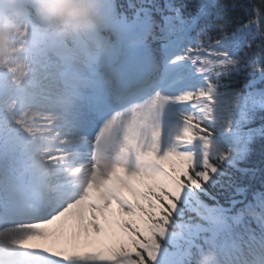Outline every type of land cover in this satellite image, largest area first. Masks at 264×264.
<instances>
[{"label": "snow or ice", "instance_id": "snow-or-ice-1", "mask_svg": "<svg viewBox=\"0 0 264 264\" xmlns=\"http://www.w3.org/2000/svg\"><path fill=\"white\" fill-rule=\"evenodd\" d=\"M128 7L0 43V264H264V191H210L264 140V0Z\"/></svg>", "mask_w": 264, "mask_h": 264}, {"label": "trees", "instance_id": "trees-1", "mask_svg": "<svg viewBox=\"0 0 264 264\" xmlns=\"http://www.w3.org/2000/svg\"><path fill=\"white\" fill-rule=\"evenodd\" d=\"M16 1L23 10L25 4L31 5L34 18L40 15L37 13L38 4L36 0ZM137 2L138 0H114L119 11L127 10L129 13L131 12L128 7L129 4ZM160 2L163 3V0H160ZM227 2L236 6L231 10L230 15L247 19L254 15L253 5L261 4L262 0H227ZM0 25L2 26V21H0ZM260 123L261 121L257 119L252 126H259ZM226 172L227 175L222 178V184L210 189L221 200V203H224L226 198L235 194L236 187L245 188L247 191L244 195L249 200L252 199L254 193L264 191V140H256L247 157L239 162L235 168H227ZM237 198L241 197L237 196ZM252 227L257 228L255 222H252Z\"/></svg>", "mask_w": 264, "mask_h": 264}, {"label": "clouds", "instance_id": "clouds-1", "mask_svg": "<svg viewBox=\"0 0 264 264\" xmlns=\"http://www.w3.org/2000/svg\"><path fill=\"white\" fill-rule=\"evenodd\" d=\"M103 0H36L37 13L47 21V37L65 39L94 27L102 19L99 6ZM198 264H215L214 253L205 252Z\"/></svg>", "mask_w": 264, "mask_h": 264}, {"label": "rangeland", "instance_id": "rangeland-1", "mask_svg": "<svg viewBox=\"0 0 264 264\" xmlns=\"http://www.w3.org/2000/svg\"><path fill=\"white\" fill-rule=\"evenodd\" d=\"M0 21H2V26L0 25V43H5L10 49L17 47L19 41L16 34L24 29L26 23L22 11L20 9H5L0 0ZM43 30H45V27L39 29V31ZM34 42L35 37L30 35L29 44L24 47L27 48Z\"/></svg>", "mask_w": 264, "mask_h": 264}]
</instances>
